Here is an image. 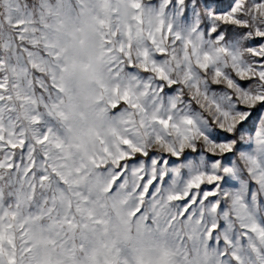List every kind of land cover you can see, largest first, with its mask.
<instances>
[{
    "label": "snow or ice",
    "instance_id": "snow-or-ice-1",
    "mask_svg": "<svg viewBox=\"0 0 264 264\" xmlns=\"http://www.w3.org/2000/svg\"><path fill=\"white\" fill-rule=\"evenodd\" d=\"M0 264H264V0H0Z\"/></svg>",
    "mask_w": 264,
    "mask_h": 264
}]
</instances>
